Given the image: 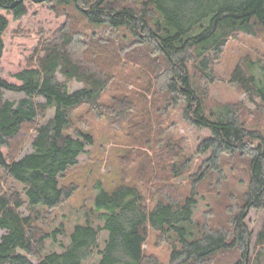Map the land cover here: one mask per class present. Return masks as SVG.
<instances>
[{
    "label": "trees",
    "instance_id": "1",
    "mask_svg": "<svg viewBox=\"0 0 264 264\" xmlns=\"http://www.w3.org/2000/svg\"><path fill=\"white\" fill-rule=\"evenodd\" d=\"M29 4H74L92 25L128 30L140 47L161 60L153 71L163 75L168 105L182 104L189 124L210 131L201 146L202 154L211 153L209 170L218 171L225 155H244L249 160V181L228 220L229 228L194 219L196 187L206 179L205 171L186 196L157 188L151 208L135 186L108 190L99 183L96 208L88 216L99 212L104 224L96 226L89 218L75 226L63 252L44 256L47 241L56 242L65 228L61 225L52 233L40 230V209H57L74 196L77 187L63 186L61 180L95 144L90 132L76 127L74 114L85 106L98 113L108 85V80L74 61L66 45L46 48L36 68L15 76L21 85L0 76V229L6 231L0 242V264H87L92 259L95 264H165L144 253L150 230L170 245L168 264H209L234 251L240 252L235 264H251L252 235L246 220L252 210L264 212V133L248 126L241 107L229 105L223 112H212L213 118L207 116L204 96L189 67L194 65L200 78L213 82L214 66L232 35L264 33V0H0V10L19 20L28 14ZM7 28L8 21L0 17V60ZM249 66L240 64L232 82L244 92L249 81L264 106V83L247 76ZM71 81L82 88L72 91ZM6 92L24 97L7 100ZM29 127L35 129L33 150L19 157L12 148ZM186 168L183 161L173 164L174 177L181 178ZM1 173L21 190L4 191ZM22 208L30 214L23 216ZM102 232L107 233L103 244Z\"/></svg>",
    "mask_w": 264,
    "mask_h": 264
},
{
    "label": "rangeland",
    "instance_id": "2",
    "mask_svg": "<svg viewBox=\"0 0 264 264\" xmlns=\"http://www.w3.org/2000/svg\"><path fill=\"white\" fill-rule=\"evenodd\" d=\"M0 17L8 21L3 34L5 50L0 60V76L7 82L21 85L15 77L19 72L38 66V58L46 48L66 45L72 58L92 72L108 80L102 95L99 112L89 107L80 108L74 114L76 127L90 132L95 144L80 157L79 164L62 178L63 186H76L74 196L54 210L40 209L37 225L43 232L52 233L61 225L65 228L57 241L46 243L44 256L63 252L69 244V235L75 228L90 218L103 225L95 210L97 185L113 190L120 185L135 186L146 198L149 207L154 206L157 188L167 190L174 196L190 194L195 178L207 172L206 179L196 187L197 206L195 220L211 226L229 228L231 215L240 206L249 181V160L244 155H225L218 171L209 170L211 153H201V146L211 136L207 129H198L183 117L184 106L168 105L162 91L163 75L154 66L161 60L152 57L147 49L134 41L125 29L112 30L107 26L90 24L74 5L29 4L28 14L16 20L7 11L0 10ZM220 34V33H219ZM249 64V75L260 84L264 83V33L252 36L239 32L232 35L220 60L214 66V81L200 78L190 64L197 90L204 96L207 116L223 112L233 105L244 109L250 128L264 133V106L253 92L249 81L243 92L234 82L233 74L240 65ZM61 81L65 78L58 74ZM249 80V79H248ZM72 91L82 84L71 81ZM206 95V96H205ZM22 93L6 92L5 99L19 101ZM53 112H49V118ZM35 129L29 127L14 143L12 153L19 157L30 153ZM7 154L8 151L5 150ZM184 162V175L174 177L172 165ZM2 187L10 193L21 186L1 173ZM159 192V191H158ZM23 216L30 214L22 208ZM229 220V221H228ZM251 232V264H264V212L252 210L247 217ZM6 233L0 229V242ZM107 233L102 232L101 243ZM144 253L168 264L170 245L150 230ZM240 252L223 254L209 264H235ZM37 261V259H32ZM87 264H95L92 259Z\"/></svg>",
    "mask_w": 264,
    "mask_h": 264
}]
</instances>
